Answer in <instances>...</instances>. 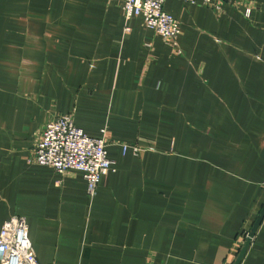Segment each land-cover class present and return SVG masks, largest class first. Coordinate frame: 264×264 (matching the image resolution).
Returning <instances> with one entry per match:
<instances>
[{
	"label": "crops",
	"instance_id": "0c3cea01",
	"mask_svg": "<svg viewBox=\"0 0 264 264\" xmlns=\"http://www.w3.org/2000/svg\"><path fill=\"white\" fill-rule=\"evenodd\" d=\"M121 3L0 0V230L23 218L39 264H234L264 207V0H166L174 43ZM61 115L107 131L93 199L29 162Z\"/></svg>",
	"mask_w": 264,
	"mask_h": 264
},
{
	"label": "built area",
	"instance_id": "2783aa9c",
	"mask_svg": "<svg viewBox=\"0 0 264 264\" xmlns=\"http://www.w3.org/2000/svg\"><path fill=\"white\" fill-rule=\"evenodd\" d=\"M166 0H122L125 20L141 18L145 25L168 43L179 36V23L164 11ZM185 4H201L219 8L236 0H180ZM249 15V9L245 13ZM106 129L97 138L87 136L74 125L70 115H61L47 123L29 162L52 168L57 174L81 172L90 199L97 194L102 176L112 170L108 158ZM128 146H123V150ZM0 264H39L28 238L26 222L13 217L0 230Z\"/></svg>",
	"mask_w": 264,
	"mask_h": 264
},
{
	"label": "water",
	"instance_id": "95a60500",
	"mask_svg": "<svg viewBox=\"0 0 264 264\" xmlns=\"http://www.w3.org/2000/svg\"><path fill=\"white\" fill-rule=\"evenodd\" d=\"M263 217H264V207H263V209H262V211H261L256 223L254 224V227H253L251 233L246 238V241H245V243H244V245H243V247H242V249H241V251H240V253H239V255H238L237 259H236V261L234 262V264H240L242 258L244 257V255H245V253H246V251H247V249H248V247H249V245H250V243H251V241H252V239L254 237V234H255L258 226L260 225V223H261V221L263 219Z\"/></svg>",
	"mask_w": 264,
	"mask_h": 264
}]
</instances>
